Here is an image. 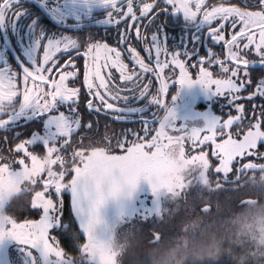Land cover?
I'll use <instances>...</instances> for the list:
<instances>
[{"label": "snow or ice", "instance_id": "obj_1", "mask_svg": "<svg viewBox=\"0 0 264 264\" xmlns=\"http://www.w3.org/2000/svg\"><path fill=\"white\" fill-rule=\"evenodd\" d=\"M92 2L107 9L104 24L108 34L104 37L91 27L82 30L79 38L52 34L56 25L37 0H28L30 12L21 6V0H0V25L27 15L36 35L32 60L15 68L0 64V141L20 145L18 156L59 146L76 135L73 129L112 130L105 142L113 145L115 166L135 185L147 167L145 152L186 151L190 142L186 152L211 155L219 167L233 142L243 141L257 130L264 133V103L257 102L264 100V0ZM166 13H179L189 22L204 25L208 50L202 54L171 50L161 31ZM173 82L181 87L201 85L206 92L223 97L227 111L196 128L175 124L173 111L157 120L149 115L145 101L167 106ZM33 115L56 117L55 140L44 138L42 132L33 134L35 120L23 134L15 131ZM113 124L119 126L118 131ZM258 148L264 151V139ZM42 188L43 202L27 207L38 218L0 214V242L18 244L27 264H52L57 246L66 248L61 241L74 240L76 227L82 225L75 223L72 206L86 222L89 212L99 209L108 194L118 193L120 185L106 175L92 176L74 168L60 182L46 178Z\"/></svg>", "mask_w": 264, "mask_h": 264}, {"label": "flooded vegetation", "instance_id": "obj_2", "mask_svg": "<svg viewBox=\"0 0 264 264\" xmlns=\"http://www.w3.org/2000/svg\"><path fill=\"white\" fill-rule=\"evenodd\" d=\"M37 2L41 3L49 21L56 25L52 34L79 38L81 31L89 27L94 28L100 37L108 34V26L104 24L107 9L99 3H93L92 0ZM21 6L31 11L28 0H21ZM30 19V16L23 15L15 23L0 25V64L7 63L15 68L20 63L29 62L34 58L36 35ZM161 20V31L167 36L171 50L202 54L210 47L204 25L189 22L179 13H166ZM41 29L47 32L46 25H42ZM196 36L201 39H192ZM182 44L184 47H181ZM137 50L140 51V48ZM216 50L219 51V48ZM141 55L146 56V53L141 52ZM125 63H128V60H125ZM129 68L131 69L132 65H129ZM113 71L119 75L117 70ZM165 74H168L167 69ZM120 83L123 86L124 82ZM156 84L158 87V81ZM188 88L181 87L178 82L171 83L167 92V106L157 107L145 101L149 115L152 114L160 120L169 111H173L175 124L196 128L204 126L209 117L222 116L227 111V102L223 97L206 92L198 84ZM257 102L264 103V100ZM245 107H248L246 102ZM203 118L206 119L205 122ZM55 119L54 116L41 118L33 115L20 122L15 131L23 134L28 124L35 120L37 123L33 124L32 133L42 132L44 138L55 140ZM100 119L103 124L105 118L101 116ZM112 127L119 130L118 125L113 124ZM73 131L76 135H70L61 145L46 146L44 152L29 151L28 155L23 156L17 155L20 145H14L11 141H0V214L7 217L38 218L30 214L27 207L43 202L42 181L52 177L60 182L67 178L74 168L79 169L80 173L106 175L119 182V192L108 194L99 209L89 212L86 222L85 217L72 206L75 223L82 225L76 227L74 240L61 241L66 248L62 245L56 248L61 249L64 254L63 264H138L144 257L148 258L142 262L154 260L153 257H156L163 246V240L166 239L167 228L182 220L184 185L193 190L195 197L203 202L199 208L202 214H209L213 204L222 200L241 209L246 206L240 203L248 199L246 193L249 189L253 191L263 187L264 170H247L249 166L264 165V151L258 148V135L255 138L248 135L243 141L233 142L219 167L213 163L211 155L204 157L186 152L190 142L185 145L186 151L145 152L147 167L143 174L151 168H163L166 171L162 174L163 181L160 184L151 181L145 183L146 186L140 184L137 188L136 183L132 185L127 181L124 170L115 166L113 145L105 142L112 130L105 132L102 129L89 131L80 128ZM2 135L3 133H0V136ZM250 138L255 139L257 144L249 146ZM208 151L211 152L210 149ZM176 154L181 163L187 164V173H184L185 177L181 176L178 184L171 183L173 171L167 173L169 160ZM203 188L207 190H202ZM137 196L139 198L136 200ZM115 206L118 210L119 207L125 210L120 213L115 209L107 218ZM204 206H209V211L203 212ZM135 207L138 208L137 215L134 212ZM130 208L134 210L130 211ZM49 259L51 260V257ZM0 264H27V258L18 244L6 240L0 242ZM52 264L62 263L55 259Z\"/></svg>", "mask_w": 264, "mask_h": 264}, {"label": "trees", "instance_id": "obj_3", "mask_svg": "<svg viewBox=\"0 0 264 264\" xmlns=\"http://www.w3.org/2000/svg\"><path fill=\"white\" fill-rule=\"evenodd\" d=\"M256 194L249 189L246 197L258 198L259 205L264 203V197ZM202 203L193 191L187 200L184 198L182 220L167 228L166 239L154 260L142 262L148 258L144 257L138 264H264V250L256 244L261 226L251 221L247 227L251 218L246 210L250 204L238 209L222 200L213 204L209 214H202Z\"/></svg>", "mask_w": 264, "mask_h": 264}, {"label": "rangeland", "instance_id": "obj_4", "mask_svg": "<svg viewBox=\"0 0 264 264\" xmlns=\"http://www.w3.org/2000/svg\"><path fill=\"white\" fill-rule=\"evenodd\" d=\"M185 87L188 88V86H185ZM205 120L206 119L203 118V122H205ZM250 135H251V137H254V138H255L256 135H258L259 136V139H258L257 142H259L261 140V137L264 136V134L261 133L258 130H257V132L251 133ZM262 139H264V138H262ZM248 143H249L248 144L249 146H252V145L257 144L256 143V140L255 139L252 140V138H250V140L248 141ZM153 164H155V162H153ZM148 166H149V164H148ZM153 170L154 169L151 168L149 171H145L144 174H143V172L140 174L139 178L135 182L137 188L140 186V184L141 185H145V183L148 184L151 181L155 182V184H157V183L160 184L163 181L162 180L163 179L162 178V174L164 173V170L166 171V169L159 168V169H156L154 171ZM186 170H187V164L181 163V160H179V156L176 154L175 157H173L171 160H169V166L167 168V173L168 174L171 171H173V174L171 175L172 176L171 183L178 184L181 181V179H182L181 176L184 175L185 172L187 173ZM95 175L96 174H94V173L92 174V176H95ZM185 175H184V177H185ZM262 179H263V187L262 188H259V190H253V192H257L256 197H264V176H263ZM165 180H167V179H165ZM202 190H207V188H203ZM192 191L193 190L188 189V187L186 185H184V198H185V200H187V198L189 197L190 193H192ZM247 193H246V195H247ZM138 198H139V196L136 197V200ZM249 198L250 197H248V199ZM250 199L253 200V202L252 203L251 202H248V203L245 204V205L250 204V206L246 210L247 216L251 218V220L249 219V221H248L247 227L248 226H251V224H252L251 221H255V222H258L260 224L262 233H261V237H259V240L256 241V244H257V246H260V248L264 250V203H262V204L259 205V203H258L259 202V199L258 198L253 197V198H250ZM115 209L118 210V208L116 206L113 207V209H112L113 211H111L110 213H108L107 218L110 217L113 214V212H114ZM119 209L120 210H118V211L120 213L123 212V210H125V208H121V207H119ZM134 209H135L134 212L137 215L138 214V208L135 207ZM134 209L130 208L129 210L132 211ZM184 212L185 211L183 210V213ZM139 218L142 219L141 216ZM143 220H141V221H143ZM102 223L105 224V222H102ZM245 225H246V223H245ZM103 237H104V235H103ZM94 248L96 249V245H94ZM55 256H56V259L58 260V262L60 261L63 264V256H64V254H63V252H62L61 249H58V250L55 251ZM155 264H157V263H155Z\"/></svg>", "mask_w": 264, "mask_h": 264}, {"label": "water", "instance_id": "obj_5", "mask_svg": "<svg viewBox=\"0 0 264 264\" xmlns=\"http://www.w3.org/2000/svg\"><path fill=\"white\" fill-rule=\"evenodd\" d=\"M247 170H249V171H262V170H264V165L263 166H258V167H255V166H249V167H247ZM248 202H253V200H251V199H246V200H244V201H242L241 203H240V205H244V204H246V203H248ZM209 209H210V207L209 206H204L203 208H202V211L203 212H207V211H209Z\"/></svg>", "mask_w": 264, "mask_h": 264}, {"label": "clouds", "instance_id": "obj_6", "mask_svg": "<svg viewBox=\"0 0 264 264\" xmlns=\"http://www.w3.org/2000/svg\"><path fill=\"white\" fill-rule=\"evenodd\" d=\"M198 255V258H199V254H197Z\"/></svg>", "mask_w": 264, "mask_h": 264}]
</instances>
